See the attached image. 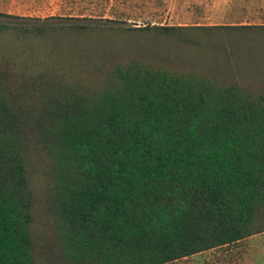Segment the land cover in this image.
Listing matches in <instances>:
<instances>
[{
    "label": "trees",
    "instance_id": "obj_1",
    "mask_svg": "<svg viewBox=\"0 0 264 264\" xmlns=\"http://www.w3.org/2000/svg\"><path fill=\"white\" fill-rule=\"evenodd\" d=\"M130 31L164 44H0V264H179L264 233V25Z\"/></svg>",
    "mask_w": 264,
    "mask_h": 264
},
{
    "label": "rangeland",
    "instance_id": "obj_2",
    "mask_svg": "<svg viewBox=\"0 0 264 264\" xmlns=\"http://www.w3.org/2000/svg\"><path fill=\"white\" fill-rule=\"evenodd\" d=\"M109 4H111V0ZM1 4V2H0ZM98 0H72L71 11H67L65 16H16L28 19H41L45 21V25H50L54 31L50 33L48 38L44 40H31L27 44L19 42L17 35L7 32H0V44L3 51H20L26 53L32 49L36 54L34 56H25L23 60L44 62L42 56L49 53H67L68 47L76 48L78 51L95 50L98 53L104 54L108 52H116L119 54L126 53H140L143 48L152 46L154 44H164L162 40L164 37L159 36L155 32L134 33L128 32L130 28H138L148 26L152 23L151 13L132 10L134 20L137 24L119 23L118 21L110 20L108 17L101 16L102 13H107L109 9L98 6ZM224 0H200V8L198 9L199 25L198 26H212V25H227L229 22L240 21L244 18L243 11L237 7L233 10H226L223 7ZM5 9L0 7V14ZM245 12V11H244ZM72 16H68V14ZM8 15V14H5ZM150 18V19H148ZM27 19V20H28ZM189 19V18H188ZM246 20V19H244ZM26 22V23H31ZM42 22H32L33 24H41ZM24 21L21 19H12L0 16V25H23ZM93 25L95 30L91 34L84 36H77L70 30L72 25ZM197 26V25H195ZM12 34V35H11ZM23 44V45H22ZM234 254V260L229 263L222 264H264V233L251 237L240 244L230 246L222 249ZM211 254V255H210ZM219 253H207L205 258L209 259L213 264H220L219 258L216 255ZM198 260V259H197ZM196 260V261H197ZM192 258L182 261L179 264H194ZM211 263V264H212Z\"/></svg>",
    "mask_w": 264,
    "mask_h": 264
},
{
    "label": "crops",
    "instance_id": "obj_3",
    "mask_svg": "<svg viewBox=\"0 0 264 264\" xmlns=\"http://www.w3.org/2000/svg\"><path fill=\"white\" fill-rule=\"evenodd\" d=\"M0 2V7L5 9L3 14L16 16H65L66 12L72 9V0H0ZM98 2V6L105 8L107 6V8L112 9V12L107 10V13H102L101 16H109L110 20L118 22L137 24L131 11L143 10L147 12V15L149 11L151 13L152 23L147 25H199L200 0H111V4L107 0H98ZM223 7L226 10L239 7L243 11L242 16L244 18L240 21L229 22L227 25H264V0H224ZM68 16H72V14L69 13ZM222 249L225 248L210 250L191 258L195 261L194 264H211L209 259H203L208 256L205 255L207 253H219L216 257L219 258L220 264L232 262L234 254H229V251Z\"/></svg>",
    "mask_w": 264,
    "mask_h": 264
}]
</instances>
